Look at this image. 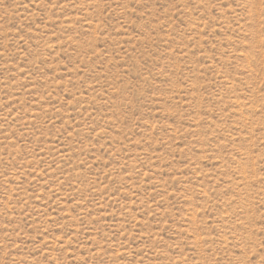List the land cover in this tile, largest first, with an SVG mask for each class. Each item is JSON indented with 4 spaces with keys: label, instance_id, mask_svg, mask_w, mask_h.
Here are the masks:
<instances>
[{
    "label": "rangeland",
    "instance_id": "rangeland-1",
    "mask_svg": "<svg viewBox=\"0 0 264 264\" xmlns=\"http://www.w3.org/2000/svg\"><path fill=\"white\" fill-rule=\"evenodd\" d=\"M0 264H264V0H0Z\"/></svg>",
    "mask_w": 264,
    "mask_h": 264
}]
</instances>
